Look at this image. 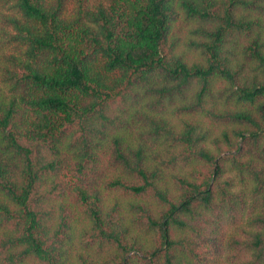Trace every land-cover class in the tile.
Returning <instances> with one entry per match:
<instances>
[{"label": "trees", "instance_id": "trees-1", "mask_svg": "<svg viewBox=\"0 0 264 264\" xmlns=\"http://www.w3.org/2000/svg\"><path fill=\"white\" fill-rule=\"evenodd\" d=\"M264 264V0H0V264Z\"/></svg>", "mask_w": 264, "mask_h": 264}, {"label": "rangeland", "instance_id": "rangeland-1", "mask_svg": "<svg viewBox=\"0 0 264 264\" xmlns=\"http://www.w3.org/2000/svg\"><path fill=\"white\" fill-rule=\"evenodd\" d=\"M32 262H28V263H26V264H31Z\"/></svg>", "mask_w": 264, "mask_h": 264}]
</instances>
